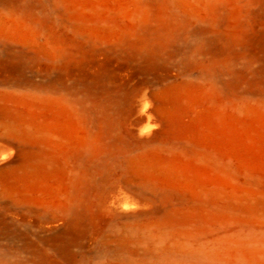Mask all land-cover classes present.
<instances>
[{"label":"rangeland","instance_id":"1","mask_svg":"<svg viewBox=\"0 0 264 264\" xmlns=\"http://www.w3.org/2000/svg\"><path fill=\"white\" fill-rule=\"evenodd\" d=\"M0 264H264V0H0Z\"/></svg>","mask_w":264,"mask_h":264}]
</instances>
